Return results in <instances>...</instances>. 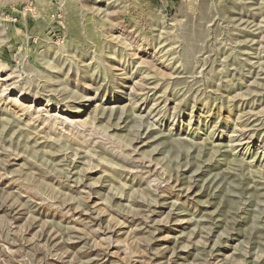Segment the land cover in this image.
<instances>
[{"label":"rangeland","instance_id":"obj_1","mask_svg":"<svg viewBox=\"0 0 264 264\" xmlns=\"http://www.w3.org/2000/svg\"><path fill=\"white\" fill-rule=\"evenodd\" d=\"M0 77V264H264V0H0Z\"/></svg>","mask_w":264,"mask_h":264},{"label":"bare ground","instance_id":"obj_2","mask_svg":"<svg viewBox=\"0 0 264 264\" xmlns=\"http://www.w3.org/2000/svg\"><path fill=\"white\" fill-rule=\"evenodd\" d=\"M140 63H143V62H140ZM141 65V64H140ZM107 66V65H106ZM120 68V67H119ZM106 69V68H105ZM154 69V68H153ZM156 69V68H155ZM85 73V72H84ZM81 74V73H80ZM85 76V75H84ZM117 76V75H116ZM81 77H83V75L81 76ZM85 77H83L82 79H84ZM6 78L4 77V78H1L0 77V81H4ZM90 79V78H89ZM84 81V80H83ZM88 81V80H87ZM82 82V81H81ZM6 89V88H5ZM82 89V88H81ZM90 91V90H89ZM80 92V91H79ZM85 92H87V91H85ZM11 93V92H10ZM83 93V92H82ZM92 94V93H91ZM88 95V94H87ZM6 98V97H5ZM46 98V97H45ZM13 100V99H12ZM8 101V100H7ZM6 102V101H5ZM11 102V101H10ZM46 104H45V106L44 107H41L40 109H38L37 111H35V113L34 112H31V113H29V114H35L36 116L34 117V120H37V122H44V121H49V119L50 120H52V124H54V125H64V127H71L72 126V124L74 123V122H76V123H78V124H81V126H82V124L83 125H85L86 124V122L84 121H79V119L78 120H74L73 122H65V121H67V119L66 118H62L63 116H60V118L59 117H57V116H48V114H49V110H50V108H52L53 107V104L49 101V100H47L46 102H45ZM118 103V102H117ZM13 104L14 105H16L18 108H20V111H28V109L29 108H31L33 105H28V106H25L22 102H20L17 98H15V100L13 101ZM74 104V103H73ZM123 104H125V103H123ZM106 105V104H105ZM60 107V106H59ZM59 107H57L56 109H59ZM67 108V107H66ZM37 109V108H36ZM97 110V109H96ZM13 112V111H12ZM72 112V111H71ZM63 113H64V111H63ZM79 113V112H78ZM61 114V113H60ZM101 114V113H100ZM53 115V114H52ZM84 116V115H83ZM24 117H25V115H24ZM102 119H103V117H102ZM79 121V122H78ZM106 123V122H105ZM122 123V122H121ZM33 124H31V126H32ZM63 127V126H62ZM93 127V126H92ZM91 127V128H92ZM83 128V127H82ZM61 129V128H60ZM72 129V128H71ZM79 129V128H78ZM80 130V129H79ZM191 130V129H190ZM63 131V130H62ZM67 135V134H66ZM93 135V134H92ZM243 135V134H242ZM259 136V135H258ZM257 139V138H256ZM262 141V140H261ZM236 144V143H235ZM135 176V175H134ZM154 181V180H153Z\"/></svg>","mask_w":264,"mask_h":264}]
</instances>
